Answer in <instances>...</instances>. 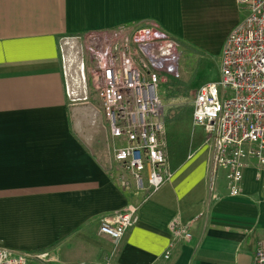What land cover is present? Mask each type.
Masks as SVG:
<instances>
[{"label": "crops", "instance_id": "1", "mask_svg": "<svg viewBox=\"0 0 264 264\" xmlns=\"http://www.w3.org/2000/svg\"><path fill=\"white\" fill-rule=\"evenodd\" d=\"M245 15L237 0H0V246L50 252L59 264L76 251L75 264H251L264 234V168L249 160L231 196L225 171L212 174L209 145L168 159L171 179L132 196L107 165L101 133L86 144L70 123L75 84L61 43L151 25L180 53L220 56ZM129 204L136 220L114 243L100 221ZM173 218L192 237L170 247Z\"/></svg>", "mask_w": 264, "mask_h": 264}, {"label": "built area", "instance_id": "2", "mask_svg": "<svg viewBox=\"0 0 264 264\" xmlns=\"http://www.w3.org/2000/svg\"><path fill=\"white\" fill-rule=\"evenodd\" d=\"M237 1L246 15L223 43L219 78L199 85L191 105L193 126L204 130L212 146V174L225 171L231 196L242 193L249 160L264 168V0ZM87 36L81 58L103 110L118 182L134 195L152 193L173 175L164 142L160 84L165 81L162 72L175 66L176 41L151 25L122 28L107 37ZM73 93L71 88L70 104L75 103ZM136 214L137 205L129 204L102 218L99 232L117 243L135 222ZM168 229L170 247L192 237L190 226L177 218L170 220ZM169 255L170 249L163 258ZM52 258L50 252H19L0 246V264ZM251 264H264V234Z\"/></svg>", "mask_w": 264, "mask_h": 264}, {"label": "rangeland", "instance_id": "3", "mask_svg": "<svg viewBox=\"0 0 264 264\" xmlns=\"http://www.w3.org/2000/svg\"><path fill=\"white\" fill-rule=\"evenodd\" d=\"M87 38L88 36H80L79 38L66 37L61 40L62 46L65 47V51L67 52L69 50L71 53H65V58L71 69L70 79L75 84L74 88H72L74 93L71 95L75 98V103L70 104V106L75 107H70L69 110L70 123L74 126L76 135H78L80 139L83 138L86 144H89L91 140L92 130L100 132V140H102L106 146L104 149L107 148V151L105 149L107 165L112 171L115 167L116 171H118L117 165L111 160L108 143L111 144L112 141H107L106 121L96 94L95 84L92 82L93 78L91 75L87 73V64L81 58V49ZM176 44V52L178 54L175 66L172 70L162 72L165 81L160 84V90L163 95L165 110L164 142L166 144L168 159L184 160L190 157L196 150L201 148L208 149L209 145L211 146L204 130L192 124L191 105L199 85L215 81L219 78L220 66L217 48H215L214 51L199 52L198 54H190L191 56H189L180 53V45L177 41ZM201 132H203L201 135L202 140L199 142L198 138H200ZM197 142H199V144L195 145ZM110 163H112V165ZM131 195L134 196V194ZM142 196H144V194ZM64 249H66V247ZM79 255L77 251L74 254H70V263H77V260L73 258ZM59 263L57 258H55L54 261L32 260L30 262V264Z\"/></svg>", "mask_w": 264, "mask_h": 264}]
</instances>
